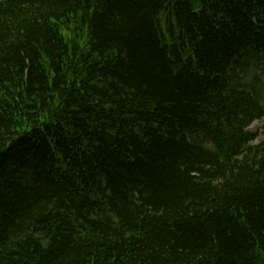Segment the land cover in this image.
<instances>
[{
	"label": "trees",
	"instance_id": "1",
	"mask_svg": "<svg viewBox=\"0 0 264 264\" xmlns=\"http://www.w3.org/2000/svg\"><path fill=\"white\" fill-rule=\"evenodd\" d=\"M261 56L264 0H0V264H264Z\"/></svg>",
	"mask_w": 264,
	"mask_h": 264
},
{
	"label": "rangeland",
	"instance_id": "2",
	"mask_svg": "<svg viewBox=\"0 0 264 264\" xmlns=\"http://www.w3.org/2000/svg\"><path fill=\"white\" fill-rule=\"evenodd\" d=\"M261 73L264 75V67H261L260 69ZM252 129H256V128H259V131L262 132L263 129H264V120H261V121H258V122H255L252 127Z\"/></svg>",
	"mask_w": 264,
	"mask_h": 264
}]
</instances>
